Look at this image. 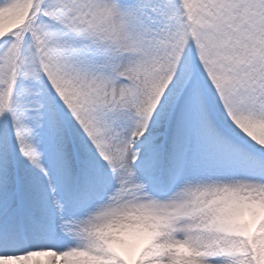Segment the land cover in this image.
<instances>
[{"label":"snow or ice","instance_id":"1","mask_svg":"<svg viewBox=\"0 0 264 264\" xmlns=\"http://www.w3.org/2000/svg\"><path fill=\"white\" fill-rule=\"evenodd\" d=\"M0 264H264V0H0Z\"/></svg>","mask_w":264,"mask_h":264}]
</instances>
